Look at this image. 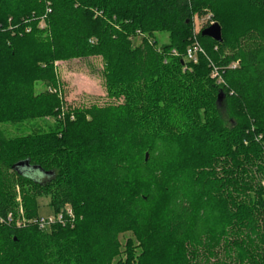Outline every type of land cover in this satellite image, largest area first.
Instances as JSON below:
<instances>
[{
	"label": "trees",
	"instance_id": "obj_1",
	"mask_svg": "<svg viewBox=\"0 0 264 264\" xmlns=\"http://www.w3.org/2000/svg\"><path fill=\"white\" fill-rule=\"evenodd\" d=\"M208 13L229 28L211 0H0V122L57 116L58 98L35 91L56 84V61L101 57L123 101L0 141V264H264V22L221 43L199 34L204 54L187 62ZM19 198L28 219L41 198L81 219L17 227ZM125 231L141 254L128 241L123 262Z\"/></svg>",
	"mask_w": 264,
	"mask_h": 264
},
{
	"label": "rangeland",
	"instance_id": "obj_2",
	"mask_svg": "<svg viewBox=\"0 0 264 264\" xmlns=\"http://www.w3.org/2000/svg\"><path fill=\"white\" fill-rule=\"evenodd\" d=\"M211 2L216 7L217 16L225 21V23L229 26V28H227L224 32L222 30V37L224 36L227 38H231L233 34L235 35L239 32H242L250 26L260 27L264 22V14L259 15L258 13L252 12L246 4L245 0H211ZM214 23L216 22L212 19L211 13H208L205 16H199L196 14L193 18L194 33H196L197 36L199 34L201 35L203 30L209 28ZM157 36L159 44L161 46L169 43V33L159 32ZM54 67L56 84L52 85L43 80L37 81L35 82V91L36 94L48 93L58 98L60 107L56 108L55 110L57 116L0 122V141L17 140L20 138H27L29 136H39V134H45L49 132L58 133V126H60L59 123L66 121L67 114L73 112L76 109L87 110L93 106L104 108L114 104L118 105L123 102L122 100L117 101L110 98L107 93L103 75L104 63L101 57L56 61L54 63ZM221 113L223 119L227 122V124H229L227 111L223 106L221 108ZM71 120H74L73 116H71ZM158 182L162 185L165 184V181L161 178L158 179ZM18 202L20 206L18 209L19 213L17 219H15L14 221V218H11L13 219L11 221H14L17 227H24L27 224L34 223L38 226L40 231L51 233L54 230V226L62 225L63 227H71V229H73L81 219L78 218L72 206L67 205L66 207L72 212L71 217L66 216L63 223L55 222L48 224L42 228L38 224L39 220L48 221L51 218L57 220L58 215L60 214V212H56L53 210V208L51 207L50 199H39V212L37 219L26 218L20 198L18 199ZM114 204H116L114 205L115 208L121 206L120 202H118V200L116 199L114 200ZM162 208L163 207L161 205L158 207V209L155 210L159 211L162 214ZM132 223L136 225L135 227L143 228L139 224H136L134 222ZM143 229L146 230L145 228ZM165 233V236L170 235V232ZM128 241L134 242L135 258L141 254L139 242L138 240H136L133 232L125 231L124 233L119 235L121 254L119 255L120 257L118 258V260L120 259L123 262H125L127 258V249H125V247Z\"/></svg>",
	"mask_w": 264,
	"mask_h": 264
},
{
	"label": "built area",
	"instance_id": "obj_3",
	"mask_svg": "<svg viewBox=\"0 0 264 264\" xmlns=\"http://www.w3.org/2000/svg\"><path fill=\"white\" fill-rule=\"evenodd\" d=\"M194 39L193 42L191 43V45L188 47L187 51H186V60L189 62H193V63H197L198 62V57L202 54H204V50L202 48V46L200 45L198 38H197V34L194 33ZM236 65L234 64L232 66V68H235ZM212 79H215L217 81L218 84H223V79L220 76L218 70L216 68L212 69ZM71 217L72 216V212L71 210H69L67 207L64 208V210L60 211V214L58 215V219L54 220L53 218L47 220H39L38 224L40 227H45L48 224L51 223H55V222H59V223H63L65 221V217Z\"/></svg>",
	"mask_w": 264,
	"mask_h": 264
},
{
	"label": "water",
	"instance_id": "obj_4",
	"mask_svg": "<svg viewBox=\"0 0 264 264\" xmlns=\"http://www.w3.org/2000/svg\"><path fill=\"white\" fill-rule=\"evenodd\" d=\"M201 36L204 38H210L214 40L215 42L221 43L223 42L222 37V28L218 23L212 24L209 28L202 31ZM223 100V94L219 95V101L221 102ZM18 168H29L28 163H20L17 166Z\"/></svg>",
	"mask_w": 264,
	"mask_h": 264
}]
</instances>
